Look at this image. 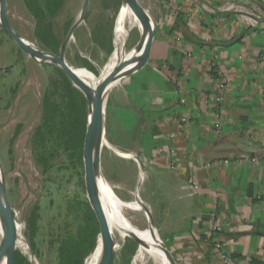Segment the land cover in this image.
Returning a JSON list of instances; mask_svg holds the SVG:
<instances>
[{
	"label": "crops",
	"instance_id": "obj_1",
	"mask_svg": "<svg viewBox=\"0 0 264 264\" xmlns=\"http://www.w3.org/2000/svg\"><path fill=\"white\" fill-rule=\"evenodd\" d=\"M148 9L163 34L137 76L148 77L138 114L159 143L153 154L168 146L178 157L174 171L160 158L152 167L172 181L154 182L157 232L178 264H264V0H151Z\"/></svg>",
	"mask_w": 264,
	"mask_h": 264
},
{
	"label": "rangeland",
	"instance_id": "obj_2",
	"mask_svg": "<svg viewBox=\"0 0 264 264\" xmlns=\"http://www.w3.org/2000/svg\"><path fill=\"white\" fill-rule=\"evenodd\" d=\"M45 1L48 2L7 0L5 17L23 38L58 59L64 41L82 14L85 0H58L60 5L54 16L44 11ZM139 2L149 11L151 0ZM122 7V0H91L87 16L75 30L66 50L65 59L70 68L91 73L94 79L102 74L116 49L115 28ZM149 14L152 17L150 11ZM152 20L155 22L153 17ZM159 34H163V28L157 25L153 45ZM141 37L139 29L130 32L124 46L126 55L134 50ZM150 56L111 91L104 121L106 145L102 149L103 175L122 205L121 216L141 230L152 229L148 203L154 199V182H172L167 171L155 170L153 165L160 158L169 171L174 158H178L168 146L163 148L164 154H153L159 143L149 137L148 125L142 123L143 116L139 115L142 110L139 112L138 106L145 104L144 83L148 77L137 76L151 69ZM219 87L220 84L218 98ZM226 89L227 86L222 89V96ZM75 91L85 98L88 118V100L73 83L56 67L21 49L0 28V169L15 227L14 264H58L61 243L71 238L82 253L87 252L83 257L87 264L97 247L100 233L91 252L90 231L79 237L80 229L88 226L91 208L84 161L82 165L75 160L73 151H66L72 144L67 146L66 139H62V126L59 127L55 116L57 108L65 113L71 110L68 101ZM47 101L56 108L49 117L45 116ZM179 121V128L183 130L185 127ZM41 129L44 135L36 138ZM195 183L193 180L196 189ZM157 214L156 211L153 214L156 230L159 229ZM159 231L160 239L170 250L166 242L170 237ZM133 242L129 237L117 242L118 251L109 264H125L123 250L132 247ZM135 248L130 264H138L136 243ZM171 253L177 262L176 253Z\"/></svg>",
	"mask_w": 264,
	"mask_h": 264
},
{
	"label": "water",
	"instance_id": "obj_3",
	"mask_svg": "<svg viewBox=\"0 0 264 264\" xmlns=\"http://www.w3.org/2000/svg\"><path fill=\"white\" fill-rule=\"evenodd\" d=\"M90 2L91 0H85L82 14L77 23L71 29L66 40L64 41L58 59L50 56L35 44L27 41L7 21L4 12L7 0H0V28L6 34H8L25 52L59 69L73 83L74 87L78 89L88 100V118L83 146L85 186L87 198L100 226V235L98 241L101 240L102 249L99 260L95 264H109L111 258L118 251V245L115 237L111 233L109 222L107 219V211L103 202V188L105 187L106 189L105 184L109 185L105 180L102 170L103 142L101 138V134H104V121L107 101L114 87L117 86V84H119V82L125 76L129 75L140 66H142L149 58L151 48L155 39L157 25L152 20L149 11L140 4L139 0H122V4L124 5L128 3L130 5V8L142 20L145 31L141 37V41L139 42V44L134 48V50H132L133 55L131 56V58L123 63H120L119 66L114 69L109 78L101 86H99L96 90H92L79 77H77L73 70L68 66L65 59L67 47L73 37L75 30L84 22L89 11ZM143 44H146L144 53L141 57L144 62L133 71L124 75L125 71L137 61V57H135V55L139 52ZM88 97L91 98L90 102ZM101 131L103 133H101ZM109 191L111 194H113L111 189ZM140 204L143 203L140 201ZM0 211L3 224V239L0 246V261L3 255L6 254L8 255V263L14 264L15 227L9 199L7 196L6 184L1 179ZM149 220L151 222L153 232L158 233L154 227L155 224L153 218L149 217ZM129 238H131L139 246L143 244L142 240L135 234H130ZM161 242L170 264H177L171 251L165 246L162 240Z\"/></svg>",
	"mask_w": 264,
	"mask_h": 264
},
{
	"label": "bare ground",
	"instance_id": "obj_4",
	"mask_svg": "<svg viewBox=\"0 0 264 264\" xmlns=\"http://www.w3.org/2000/svg\"><path fill=\"white\" fill-rule=\"evenodd\" d=\"M134 29H139L141 35H143L145 31V27L143 25L142 20L138 17V15L130 8V5L124 4L117 18L116 28H115V52L111 58V60L107 63L102 74L94 79L90 75H88L83 70L73 69V72L79 77L88 87L92 90H96L99 86H101L112 74L114 69L119 66L120 63H123L131 58L133 52L131 51L129 55L125 54V43L127 41V37L130 32ZM145 45L140 48L139 52L135 55L137 57V61L125 71L124 75L133 71L139 64L143 63V59L141 58ZM118 85V84H117ZM116 87V86H115ZM114 87V88H115ZM89 102L91 98H89ZM101 133H103L101 131ZM103 146L105 142V134H101ZM106 145V144H105ZM0 179L4 181L3 173L0 169ZM103 188V202L107 213V219L109 222L110 230L113 236L115 237L117 242H123L126 238L129 237L130 234H135L138 236L143 244L139 246L138 252L136 254L135 262L138 264H144L147 261H153L154 264H170L165 251L163 244L160 240L159 234L154 233L151 228L148 229H137L127 221L123 219L121 216L122 205L119 200L116 198L114 194L110 193L109 185L105 184ZM112 191V190H111ZM113 192V191H112ZM3 239V224L2 217L0 211V246ZM118 245V244H117ZM102 249L101 240L98 241L97 247L93 252L91 258L88 261V264H95L100 257ZM0 264H9L8 263V255H3L1 258Z\"/></svg>",
	"mask_w": 264,
	"mask_h": 264
},
{
	"label": "trees",
	"instance_id": "obj_5",
	"mask_svg": "<svg viewBox=\"0 0 264 264\" xmlns=\"http://www.w3.org/2000/svg\"><path fill=\"white\" fill-rule=\"evenodd\" d=\"M43 9L45 12H48L54 16L59 8L60 3L58 0H48L44 2ZM74 93V92H73ZM76 94H72V98L69 99V106L71 108L70 111L65 113L62 109L56 110L53 108L54 106L49 105V101L45 103V116L49 117L51 114H54L59 121V127L62 126V139H66V144H72L67 152L73 151L75 156V160L80 161L83 165V146L85 140L86 126H87V105L85 104V98L82 97L79 93L75 91ZM49 100V98L47 99ZM62 111V112H61ZM47 130V129H45ZM41 135H44L42 129L37 132L36 138H39ZM45 137L41 138V142L44 141ZM74 157V155L72 156ZM90 208V207H89ZM87 227H82L79 232V237L82 238L83 235H86L87 230L90 231L92 236L91 248L90 252L93 250L98 234L100 233L99 224L96 219L93 210L90 208V215L87 220ZM257 235L264 236V226H257ZM90 236V237H91ZM74 239H70L69 242H62L60 249L58 251V264H84V254L85 252H81V248H79L78 243H74ZM134 243V242H133ZM137 244V243H136ZM132 245V244H131ZM81 247V246H80ZM135 243L132 247L129 246L123 250V260L125 264H130L132 260V256L135 253ZM89 252V253H90ZM87 254V252H86ZM85 254V255H86ZM83 260V261H82ZM16 264H21L16 262ZM253 264H260L257 262H253Z\"/></svg>",
	"mask_w": 264,
	"mask_h": 264
},
{
	"label": "built area",
	"instance_id": "obj_6",
	"mask_svg": "<svg viewBox=\"0 0 264 264\" xmlns=\"http://www.w3.org/2000/svg\"><path fill=\"white\" fill-rule=\"evenodd\" d=\"M249 22H250V26H252V27H254V28H257V27H259L260 26V23L262 22V18H261V16L259 15V16H255V18L253 19H250L249 20ZM218 84H220V87H219V91H220V96H219V98L218 99H221L222 97V89H224V88H226V86H227V82H226V80H221V81H219V83ZM173 153V152H172ZM173 155H174V157H177V154H174L173 153ZM178 167V162H177V159L176 158H174V161L171 163V168L172 169H176ZM216 246H217V251H220V250H222V247H223V245L222 244H220V243H216ZM225 259V258H224Z\"/></svg>",
	"mask_w": 264,
	"mask_h": 264
}]
</instances>
